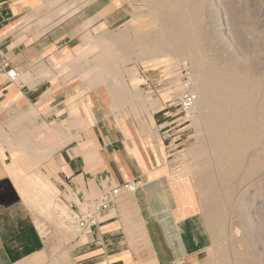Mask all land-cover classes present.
<instances>
[{
    "label": "crops",
    "instance_id": "crops-1",
    "mask_svg": "<svg viewBox=\"0 0 264 264\" xmlns=\"http://www.w3.org/2000/svg\"><path fill=\"white\" fill-rule=\"evenodd\" d=\"M25 3L0 0V54L20 72L16 83L0 78V181L9 184L0 189V264H195L210 236L192 183L172 178L187 132L176 107L143 99L109 111L98 96L103 50L127 8L90 0L55 21ZM114 60L109 76L120 71ZM125 183L136 191H121L77 234L69 207L82 211ZM26 205L50 220L47 240Z\"/></svg>",
    "mask_w": 264,
    "mask_h": 264
},
{
    "label": "rangeland",
    "instance_id": "rangeland-1",
    "mask_svg": "<svg viewBox=\"0 0 264 264\" xmlns=\"http://www.w3.org/2000/svg\"><path fill=\"white\" fill-rule=\"evenodd\" d=\"M23 1H27L28 3H25V4H29V5H31L32 2H34L36 5H43L42 7L44 11L49 14L48 17L55 21L57 20L55 18H58L59 16L61 17L63 15L65 16V12L62 14L53 15L59 8L57 7L49 8L48 0H23ZM85 1H90V0H85ZM115 1H117L116 3L117 5H121L125 8L129 7L132 9L131 10L132 13L129 12L130 13L129 21L125 23L116 32L115 35H118L120 32L126 30L128 27L130 38L132 39V41L137 40L139 43L143 45H151L154 43L161 42L165 46L161 51L162 57H154L149 60H143L142 58L135 59V57H132L131 61L126 62L127 64L124 63L123 71L127 72V73L124 72L125 73L124 79L126 80L125 81L126 84L131 90H136L142 94L148 93V95L151 98L159 99L160 101H163L164 103L163 105H165L168 110L170 111L173 110V112H175L176 100L181 98V96L186 92L192 91L191 93H193V87L191 84V80H194L197 76V68H195V66L191 64L190 60L187 59L188 50L180 49V48H183V45L185 43V41H183L185 40L183 39V37H188L187 33H189L186 25L184 24L185 22H183V20H181L182 21L181 22L180 21L181 18L177 16H175V19H174V15H176V13L173 11H175V8H171V10L169 8H166L167 10L162 9V12L160 10L161 13L159 12L160 13L159 16L165 15L166 17H163V18L161 17V20L158 22L159 25H157L158 23L155 22L152 16L147 17V14L151 13L152 9L149 8L147 4H144L146 0L144 1L143 0H115ZM198 7L200 8L199 10L200 12L198 13L199 14V27H198L197 34L194 40L195 41L200 40L201 44L202 45L204 44L203 49L206 51L204 52V54L209 58L210 63H211V67L203 71V77L200 79V81L203 80L202 82L207 84L205 85L207 86V88L212 87L216 81V76H217L216 73L218 71L217 68H223L228 64L232 67H236L237 71L243 68L242 70H245L244 72H246V75H242V74H245L243 72L237 73L236 75V78L242 79V81L245 83V87H244L245 89H243V91L239 93L240 99L243 100L244 102L247 101L248 99H253L254 105L250 109V111L245 114L244 120L241 121L242 123L239 122L237 124L238 131H239L238 136L240 135L239 137L238 136L236 137L237 140L238 138L239 140L242 139L246 134L247 135L251 134L253 136L252 137L253 139L251 140L252 143L245 150V151L248 150V152L244 153L243 151L242 156H240L242 158L238 159V162L240 164L237 163L238 164L237 167L241 168V170L238 168L237 170L235 168V170H233V173L235 172L234 174L231 171L226 170L225 166L227 165L226 161L228 158H227V155H224V153L220 151L221 149L214 150L216 151L215 154L217 156L213 154L212 156L213 159L210 161L211 155H210V158L208 157V155L210 152H212V150L210 149L214 145V142L207 141L206 143L208 144L206 143L204 144L205 149L203 148V153L201 151L202 153L201 157L199 156L196 157L195 155V158H194V155L192 153L193 151H191V147L196 144L197 138L195 137V135H196L197 129L195 126L192 125L191 119H189L188 123L185 125L187 132L184 136V142L175 150L177 152L176 157H175L176 167H177L176 169L178 171H185L186 173L185 178L188 179V181L192 183V186H193L192 189H194V193L196 196V200L198 202L201 217L204 221V224L210 236V247L201 255V257L198 259V261L195 264H237V263L240 264L245 261L250 262L251 264H260V263L264 264L262 261L256 260L258 258L255 257L254 253L251 250V248H253L254 251H259L264 256V192H263L264 191V178H263L264 177V169H263L264 167H262L261 169L263 173L262 171L259 172V174L253 177V180L250 179L249 181L248 179L249 182L246 180L247 179L246 178L247 176L246 168L248 169L250 162L254 161L255 163H257V159H258V162L262 160V162H259L260 164L262 163L261 165L264 164V141L262 140L260 141V139L264 140V128H263L264 127V99H262L263 94H264V90H263L264 89V85H263L264 84V72H263L264 71V0H201V3L198 5ZM163 10L166 12V14L163 12ZM169 10L172 11L171 14L174 13V15L173 14L170 15V13H168ZM48 11H51V12L49 13ZM67 14L69 15L72 13L67 12ZM213 14L216 15L215 16L216 18L214 17ZM141 16H143L144 19L140 20L139 22L136 21L132 23L133 19L139 18ZM166 18L168 21L165 20ZM174 23H176V25ZM176 29L181 31V33L179 34V31ZM146 35L149 37H146ZM169 35L171 37H169ZM180 35L181 36L183 35L182 38H180L181 37ZM164 38H165V41H164ZM166 38L167 39L172 38V40L171 39L166 40ZM173 38L175 40H173ZM209 39L211 42H209ZM194 40L190 41L189 37L187 38V42L188 43L190 42L189 44L194 43ZM181 42L183 45H181ZM164 43H169V44H166L167 45L166 46ZM172 43L174 47L173 45H171ZM206 44L207 46H205ZM170 45L172 47H170ZM169 49L171 51H169ZM174 49L175 51H173ZM167 53H171L173 56H176V58H178L179 61H176V60L170 61L168 60V58L163 57ZM226 58H229V59L226 60ZM229 60H231V63ZM234 60H235V63H234ZM237 62L239 64H237ZM217 65H220V66H217ZM250 68H252V70ZM207 70L210 72H208ZM211 73L213 74V77ZM208 80L210 81L211 85L209 84V82H207ZM186 85L187 86L189 85V86L186 87ZM258 96H260V99ZM210 104L211 106L209 110H207L208 112L204 113V116H203L204 123L202 124V128L204 127V129H208L212 127L213 125H215V121H213V117L215 116L217 107H215L213 99L210 100ZM258 109H260V111ZM221 110L223 109L220 108V111ZM254 110L260 114L256 113L257 115H255ZM251 112L252 114H250ZM220 113L222 114V111ZM259 121L260 122L262 121V125L258 127L257 122ZM247 126H249L248 129H247ZM241 130H245L246 132L245 131L241 132ZM0 146H5V145L0 144ZM4 149H7V147ZM259 149H260V152H258ZM253 150H255L256 152ZM0 151H1V147H0ZM204 152L205 153L207 152L206 156L203 155ZM220 153L223 157L220 155ZM256 155L257 157L255 159ZM202 156H204L205 158L204 157L202 158ZM251 158H253V161L250 160ZM248 159L250 160V162ZM216 161L218 164L216 163ZM242 162L244 163L242 164ZM248 163L249 165L248 167H246ZM241 165H244V166H241ZM206 169L209 171H207ZM244 169L246 170V172ZM215 172L216 174H214ZM242 175L244 178L241 177ZM201 176L203 179L201 178ZM234 176L236 178H234ZM200 178L202 180H200ZM215 179L216 180L218 179V180L216 181ZM242 180H244L246 183ZM257 180H262V181H257ZM8 185L9 184L7 180L0 181V189L3 190V188L5 189V187ZM257 185L260 187L258 188ZM248 186L252 187V188L249 187L250 191L249 189H247ZM240 206L243 207V210L240 209ZM27 207L30 210L34 224L37 227L39 233L41 234L42 237L45 238V240H47L53 231V225L51 224L50 220L46 216H42L38 214V212H36L33 208L29 206ZM246 216L250 217L252 221L251 224H247L245 222L244 217ZM43 230H45L46 232L45 233L42 232ZM237 231L239 232V234ZM234 232H236L235 234L237 235L233 234ZM244 238H245V241H244ZM247 241H250V243L248 244ZM232 242L234 246L232 245ZM253 242L254 244H251ZM235 245L236 246L238 245L237 248L235 247ZM232 247L237 249L238 254H236L237 253L236 251L235 252L233 251L234 248L232 249ZM223 248H226L227 251ZM240 248H242V250L244 251V252L242 251V253L245 257L243 255L236 256V255L242 254L240 251L241 250ZM226 252L227 254H225ZM245 252L248 256L245 254ZM230 253L231 255H229ZM234 253L236 254L235 256H234ZM222 255H224L223 258H222ZM225 255H227L229 259L226 258ZM250 255H253L251 256L252 259H250L249 257ZM224 258L225 260H223Z\"/></svg>",
    "mask_w": 264,
    "mask_h": 264
},
{
    "label": "bare ground",
    "instance_id": "bare-ground-1",
    "mask_svg": "<svg viewBox=\"0 0 264 264\" xmlns=\"http://www.w3.org/2000/svg\"><path fill=\"white\" fill-rule=\"evenodd\" d=\"M69 1V2H68ZM115 3H117V1L113 0ZM144 1V0H143ZM49 2V8H54V7H57L59 8L53 15H58V14H62V13H66V12H71V13H74L76 12L77 10H79L80 8L86 6L88 4V2L90 1H85V0H48ZM67 2V4H66ZM201 3V0H146L144 4H147V6L149 8L152 9V12L147 14V17H150L152 16L153 19L155 20V22H159L161 20V17H166L165 15L163 16H159V14L162 12V9H165L167 10L166 8H169L171 10V8H175V12L176 15H174V13H172L174 15V19H175V16L181 18V20H183V22H185L184 24L186 25L187 27V30L189 31V33H187L190 41L191 40H194L195 39V36L197 34V30H198V27H199V10L200 8L198 7V5ZM206 3V2H205ZM209 5V4H208ZM201 7V5H200ZM210 7V6H209ZM41 8V7H39ZM43 9V8H41ZM205 9V8H204ZM44 10V9H43ZM128 12H131V8H127ZM161 10V12H160ZM168 13L171 14L172 11H170ZM42 12H45V11H41L40 13ZM160 12V13H159ZM163 12L166 14V12L163 10ZM132 13V12H131ZM204 13V12H203ZM201 14V13H200ZM202 15V14H201ZM208 15V14H207ZM214 15V14H213ZM169 16V15H168ZM203 16V15H202ZM206 16V15H205ZM216 15H214L215 17ZM170 17V16H169ZM168 17V18H169ZM173 18V16H172ZM171 18V19H172ZM216 18V17H215ZM144 19L143 16L139 17V18H136V19H133L132 23L134 22H139L140 20ZM173 19V20H174ZM178 19V18H177ZM203 19V18H201ZM167 20V18L165 19ZM172 20V21H173ZM217 20V19H216ZM168 21V20H167ZM179 21V20H178ZM164 22V21H163ZM171 22V21H170ZM175 22V21H174ZM182 22V21H181ZM180 22V23H181ZM162 23V21H161ZM202 23V22H201ZM176 25V23H174ZM204 24V23H203ZM159 25V23L157 24ZM201 25V24H200ZM182 27V26H181ZM202 27V26H201ZM204 29V27H203ZM175 30V29H174ZM178 30V29H176ZM207 30V29H206ZM205 30V31H206ZM121 31V30H120ZM141 31V30H140ZM179 31V30H178ZM171 32V31H170ZM175 32V31H173ZM137 33V32H136ZM181 33V31H179V34ZM200 33V32H198ZM169 34V33H168ZM175 34V33H174ZM201 35V34H200ZM212 35V34H211ZM181 36V35H180ZM183 36V35H182ZM182 36L180 38H182ZM113 37V36H112ZM109 38L107 39L106 38V41L107 40H111L112 39ZM146 37H149L146 35ZM169 37H171L169 35ZM188 37H183V41H185L184 45L182 44L181 42V45H183V48H180V49H183V50H188V53H187V59L190 60L191 64L193 66H195V68H197V76L194 80H191V84H192V87H193V93L197 96V100L194 104V107H193V110H192V115L190 117V119L192 120V125L196 127L197 131H196V135L195 137L197 138V141H196V144L194 146L191 147V151H193V155H194V158H195V155L196 157H201V154L203 153V148H204V144L209 141V142H214V145L212 146V148L210 150H212V152L209 153L208 157L210 158V155H211V158H210V161L213 159L212 156L213 154H215L216 151H214L215 149H221L220 151H222L224 153V155H227V165L225 166L226 170L228 171H231L233 173V170H235V168L237 169H240L239 167H237V163L238 162V159H241L242 157V153L244 151L245 152H248L245 151L247 147H249V145L252 143V135L249 134V135H245L242 139L238 140L236 139V137L238 136L239 134V131H238V123L241 122L242 120H244L245 118V114L248 113L250 111V109L253 107L254 105V101L253 99H248L247 101H243L240 99V92L243 91V89H245V83L242 81V79H239V78H236V75L237 73H245V74H242V75H246V72H244L245 70H242V69H239L238 71L236 70V67H232L230 66L227 62L228 65H226L225 67L223 68H217V76H216V81H215V84L212 86V87H208L205 86L207 85L206 83L200 81V79L203 77V71H205V69L207 68H210L211 67V63H210V60L209 58L204 54V52H206L203 48H204V44L202 45L200 40L198 41H195L194 40V43L192 44H189L187 42V38ZM215 38V37H214ZM138 39V38H137ZM172 40V38H170ZM170 39H167L166 40H170ZM159 40V39H158ZM157 40V41H158ZM173 40H175L173 38ZM113 42H108V44H106L107 46L105 47V49L103 50L104 51V55L106 57L105 59V66L103 68V76H99L98 79L101 81L104 82V85H105V91H100L98 93V96L102 99V101L106 104L107 108L109 109V111H114V110H117V109H121L123 108L124 106L128 105L129 103H139L140 101H142L143 99H150L151 101V104L153 107H157L159 105V102H158V99H153L151 97H146L145 94H142L136 90H130L126 84V80L124 79V76H125V71H123V67H124V63L126 62H129L131 61V58L132 57H135V59H138V58H142L143 60H149V59H152L154 57H162L161 55V51L162 49L165 47L161 42L159 43H154V44H151V45H143L141 43H139L137 40H133L130 38V34H129V31H128V27L126 30L120 32L118 35H116L114 37V39L112 40ZM160 41V40H159ZM164 41H165V38H164ZM204 41V40H203ZM180 42V41H179ZM209 42L210 39H209ZM208 42V43H209ZM214 42V40H213ZM212 42V43H213ZM170 43V42H169ZM169 43H164L165 45L166 44H169ZM175 44V42H174ZM177 44V43H176ZM223 44V43H222ZM173 45V43L171 44ZM170 45V47H172ZM167 46V45H166ZM176 46V45H175ZM207 46V44L205 45ZM174 47V45H173ZM211 48V47H210ZM167 49V47H166ZM179 50V49H178ZM213 50V49H211ZM215 50V49H214ZM169 51H171L169 49ZM175 51V49L173 50ZM177 51V50H176ZM164 52V51H163ZM178 52V51H177ZM216 52V51H215ZM214 52V53H215ZM228 52V51H227ZM176 53V52H175ZM180 53V51H179ZM177 54V53H176ZM185 54V53H184ZM183 54V55H184ZM179 55V54H178ZM211 56V55H210ZM214 56V55H213ZM219 56V55H218ZM221 56V55H220ZM112 57L115 58L114 62L116 66L120 67V71H119V74L115 75V76H109L108 74V65L110 63H112ZM163 57L165 58H168V60L172 61V60H176V61H179L178 58H176V56H173L171 53H167L165 54ZM185 57V56H184ZM183 57V58H184ZM238 58V57H237ZM141 59V60H142ZM229 58H226V60H228ZM236 60V59H235ZM235 60H234V63H235ZM217 61V60H216ZM224 61V60H223ZM230 63H231V60H229ZM228 61V62H229ZM241 61V60H240ZM255 61V60H254ZM239 62V61H238ZM237 62V64H239ZM242 62V61H241ZM245 62V61H244ZM132 63V62H131ZM254 63V62H253ZM127 64V63H126ZM220 64V63H219ZM223 64V63H222ZM122 65V66H121ZM233 65V64H232ZM243 65V64H242ZM246 65V64H245ZM214 66V65H213ZM212 66V67H213ZM217 66H220V65H217ZM215 66V67H217ZM236 66V64H235ZM244 66V65H243ZM252 66V65H251ZM240 67V66H239ZM237 67V68H239ZM246 67V66H245ZM252 70V68H250ZM249 69V70H250ZM209 70V69H208ZM207 70V71H208ZM236 70V71H235ZM214 71V70H213ZM247 71V69H246ZM125 72V73H124ZM210 72V71H208ZM212 72V70H211ZM255 72V71H254ZM264 72V71H263ZM196 73V72H195ZM256 73V72H255ZM212 74V73H211ZM194 75V74H193ZM207 75V74H206ZM195 76V75H194ZM193 76V77H194ZM257 76V74H256ZM96 77V76H95ZM130 77V76H129ZM212 77H213V74H212ZM97 78V77H96ZM94 78V79H96ZM131 78V77H130ZM205 78V77H204ZM97 79V80H98ZM96 81V80H95ZM94 82V80L92 81V83ZM102 82V83H103ZM202 82V83H201ZM207 82H209L210 84V81L208 80ZM250 82V81H249ZM190 83V82H189ZM212 83V81H211ZM95 84V82H94ZM98 84V82L96 83V85ZM102 85V84H100ZM211 85V84H210ZM260 85V84H259ZM264 85V84H263ZM189 86V85H188ZM186 85V87H188ZM96 87V86H95ZM257 88V87H256ZM189 89V88H188ZM252 89V88H251ZM261 90V89H259ZM264 90V89H263ZM188 91V90H187ZM190 92V91H189ZM192 92V91H191ZM246 92V91H245ZM242 94V93H241ZM260 94V93H259ZM259 99H260V96H258ZM262 97V96H261ZM255 98V97H254ZM109 99V101H108ZM213 99V102H214V105L216 108V113H215V116L213 117V121H215V125H213L212 127L208 128V129H204V127L202 128V124L204 123L203 122V116H204V113H207L211 106L210 104V100ZM247 99V98H246ZM256 99V98H255ZM264 99V94H263V98ZM260 102V101H259ZM109 103V104H108ZM212 103V102H211ZM256 103V102H255ZM256 105V104H255ZM220 108L223 109L221 110L222 111V114L220 113ZM257 108V106H256ZM259 108V107H258ZM260 111V109H258ZM255 111V110H254ZM195 113V114H194ZM213 113V112H212ZM255 111V115L257 114H260V113H257ZM194 114V115H193ZM252 114V112L250 113ZM249 114V115H250ZM258 117V116H256ZM249 118V117H248ZM254 118V117H253ZM258 119V118H257ZM209 120V118H208ZM207 120V121H208ZM249 121V120H248ZM253 121V120H252ZM258 121V120H257ZM244 122V121H243ZM251 122V120H250ZM249 122V123H250ZM242 123V122H241ZM245 123V122H244ZM252 124V123H251ZM250 124V125H251ZM258 124V127L260 125H262V121L260 122H257ZM249 125V124H248ZM252 126V125H251ZM208 127V126H207ZM246 127V126H245ZM249 126H247V129H248ZM264 128V127H263ZM244 129V128H243ZM242 131H245V130H241ZM246 132V131H245ZM256 132V131H255ZM243 134V133H242ZM240 136V135H239ZM238 136V137H239ZM264 141L263 139H260V141ZM208 144V143H206ZM263 144V143H262ZM254 145V144H253ZM207 147V146H206ZM209 147V146H208ZM261 148V147H260ZM263 148V147H262ZM190 149V148H189ZM205 149V148H204ZM252 149V148H251ZM250 149V150H251ZM254 149V148H253ZM256 149V147H255ZM262 150V149H261ZM202 151V153H201ZM255 151V150H253ZM263 151V150H262ZM209 152V151H208ZM221 152V153H222ZM250 152V151H249ZM256 152V151H255ZM260 152V149L259 151ZM257 152V153H258ZM207 153V152H206ZM206 153L204 152V156H206ZM220 153V155H221ZM251 153V152H250ZM263 153V152H262ZM198 154V155H197ZM219 154V153H218ZM252 154V153H251ZM261 154V153H259ZM216 155V154H215ZM202 156V158L204 157ZM217 156V155H216ZM222 156V155H221ZM254 156V155H253ZM252 156V157H253ZM223 157V156H222ZM225 157V156H224ZM257 155L255 156V159H256ZM259 157V156H258ZM205 158V157H204ZM226 158V157H225ZM245 158V157H244ZM260 158V157H259ZM207 159V158H206ZM219 159V158H218ZM254 159V160H255ZM200 160V159H199ZM220 160V159H219ZM218 160V161H219ZM249 160V159H248ZM250 160L253 161V158H251ZM249 160V162H250ZM261 160V159H260ZM244 161V160H243ZM209 162V160H208ZM246 162V160H245ZM259 162H262L259 161ZM258 162V159H257V163H255L254 161L253 162H250V165L249 163L247 164L246 167H248V169L246 168L247 170V176H246V180L250 181L253 180V177L257 174H259V172H261L262 170V167H264V164L261 165L260 163ZM194 163V162H193ZM196 163V162H195ZM217 163V161H216ZM222 163V162H221ZM244 162H242L243 164ZM204 164V162H203ZM218 164V163H217ZM216 164V165H217ZM240 164V163H239ZM215 165V166H216ZM221 165V164H220ZM214 166V165H213ZM212 166V167H213ZM241 166H244V165H241ZM211 167V166H210ZM220 168V166H219ZM183 169V168H182ZM212 169V168H211ZM216 169V168H215ZM237 169V170H238ZM264 169V168H263ZM207 170V169H206ZM239 170V171H240ZM245 170V169H244ZM245 170V172H246ZM209 171V170H207ZM206 171V172H207ZM200 172V171H199ZM212 172V170H211ZM243 172V173H245ZM210 173V172H209ZM235 173V172H234ZM233 173V174H234ZM263 173V171H262ZM188 174V173H187ZM198 174V172H197ZM196 174V175H197ZM216 174V172L214 173ZM186 173L185 171H179L177 173H175L172 178H176V177H179V176H185ZM201 175V174H200ZM205 175V174H203ZM237 175V174H236ZM239 175V174H238ZM199 176V175H198ZM220 176V175H219ZM228 176V175H227ZM230 176V175H229ZM240 176V175H239ZM262 176V174H261ZM200 177V176H199ZM243 177V175L241 176ZM240 177V179H241ZM196 178V177H195ZM202 178V176H201ZM200 178V180H202ZM216 178V177H215ZM225 178V177H224ZM234 178H236L234 176ZM244 178V177H243ZM242 178V179H243ZM264 178V177H263ZM262 178V179H263ZM233 179V178H232ZM256 179V178H254ZM261 179V178H259ZM216 180V179H215ZM214 180V181H215ZM218 180V179H217ZM216 180V181H217ZM220 180V179H219ZM223 180V178H222ZM205 181V180H204ZM202 181V182H204ZM215 181V182H216ZM244 181V180H242ZM248 181V182H249ZM257 181H262V180H257ZM198 182V181H197ZM219 182V181H218ZM245 182V181H244ZM256 182V181H254ZM253 182V183H254ZM243 183V182H241ZM240 183V184H241ZM246 183V182H245ZM200 184V183H199ZM203 184V183H201ZM261 184V183H260ZM244 185V184H243ZM252 186V185H251ZM251 186H248L247 189H249V187ZM255 186V185H254ZM258 186V185H257ZM242 187V186H241ZM253 187V186H252ZM251 187V188H252ZM260 186H258L259 188ZM245 188V187H244ZM255 188V187H254ZM246 189V190H247ZM250 191V189H249ZM258 191V190H257ZM264 192V191H263ZM254 195V194H253ZM263 197V196H262ZM254 199V198H253ZM252 199V200H253ZM257 201V200H256ZM240 209L243 210V207L240 206ZM247 209V208H246ZM258 211V210H257ZM251 212V211H250ZM247 214V213H246ZM245 216V214H244ZM244 220L247 224H251V219L249 216H246L244 217ZM242 224V223H241ZM245 224V223H244ZM246 224V225H247ZM236 228V227H235ZM234 228V229H235ZM252 229V227H251ZM250 230V229H249ZM258 230V229H257ZM238 232V231H237ZM244 232V231H243ZM236 232H234L233 234H235ZM239 234V232H238ZM237 235V234H235ZM233 235V236H235ZM259 236V235H257ZM236 238V237H235ZM254 238V237H252ZM229 239V238H228ZM241 239V238H240ZM259 239V238H258ZM243 240V239H242ZM263 240V239H262ZM261 240V241H262ZM233 241V240H232ZM244 241H245V238H244ZM240 243V241H239ZM247 243L249 244L250 241H247ZM263 243V242H262ZM236 244V243H235ZM242 244V243H241ZM251 244H254L251 243ZM250 244V245H251ZM232 245L234 246L233 242H232ZM226 246V245H225ZM238 246V245H237ZM237 246L235 245V247L237 248ZM234 247H232L233 249ZM234 248V249H236ZM243 248V247H242ZM242 248H240L239 250L241 251L242 253ZM245 248V247H244ZM226 250V248H223ZM233 251L237 252V249ZM221 250V248H220ZM224 250V251H225ZM245 250V249H244ZM252 252L254 253L255 257H257L258 259L256 260H259V261H262L264 263V256L261 252L259 251H254L253 248H251ZM260 250V249H258ZM227 251V250H226ZM232 251V252H233ZM244 252V251H243ZM248 253V251H247ZM223 254V253H222ZM227 254V252L225 253ZM238 254V252L236 253ZM234 253V256L236 255ZM246 254V252H245ZM231 255V253L229 254ZM233 255V254H232ZM243 253L241 255H236V256H242ZM247 255V254H246ZM220 256V255H219ZM224 255H222V258H223ZM226 258L227 255H225ZM244 256V255H243ZM248 256V255H247ZM251 256L253 255H250V259ZM245 257V256H244ZM235 258V257H234ZM243 258V257H242ZM229 259V258H228ZM227 259V260H228ZM225 260V258L223 259ZM254 260V259H253ZM240 261V260H239ZM255 261V260H254ZM217 262V261H216ZM220 262V261H219ZM218 262V263H219ZM223 262V261H222ZM242 262V261H241ZM259 263V262H257ZM238 264V263H237ZM240 264H251L250 262H242ZM261 264V263H260Z\"/></svg>",
    "mask_w": 264,
    "mask_h": 264
},
{
    "label": "built area",
    "instance_id": "built-area-1",
    "mask_svg": "<svg viewBox=\"0 0 264 264\" xmlns=\"http://www.w3.org/2000/svg\"><path fill=\"white\" fill-rule=\"evenodd\" d=\"M0 78H5L10 83H16L20 78V72L9 67L8 59L0 54ZM196 95L191 92L184 93L181 98L176 100L177 115L180 123L186 125L191 117V113L196 102ZM164 139H168L167 124L163 123L159 126ZM136 183H125L121 186L105 190L89 201V205L82 211H72L74 226L76 233L82 235L88 232L89 228L94 226L100 215L106 211L114 199L121 191L135 192Z\"/></svg>",
    "mask_w": 264,
    "mask_h": 264
}]
</instances>
